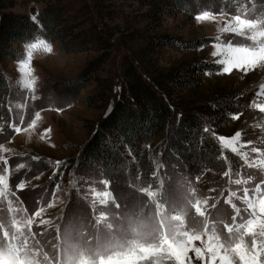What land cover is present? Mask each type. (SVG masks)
<instances>
[{"label": "rangeland", "instance_id": "374dc122", "mask_svg": "<svg viewBox=\"0 0 264 264\" xmlns=\"http://www.w3.org/2000/svg\"><path fill=\"white\" fill-rule=\"evenodd\" d=\"M86 1L92 4L90 0ZM100 1L98 9L113 16V19L106 20V23L109 29H116V35L111 39L114 46L109 52L108 61L101 66V70L94 73V77L79 92L64 90V85L86 71L91 62L105 57L102 51L62 53L57 41L47 40L53 46L51 54L43 50L33 53L31 67L34 70L33 75L38 78L34 91L22 87L20 83L22 77L17 70L19 62L27 59V44L13 46L21 55L18 60L7 59L0 62V72L7 85L0 97V156L8 159V171L0 174L8 177L10 193L20 181L25 182L24 189L16 192L15 197L10 195L9 198L15 203L16 197H19L29 214L47 203L54 205L51 208H44L42 218H54L61 213L68 217L84 214L91 218L92 197L89 193L85 199V193L89 185L102 188L103 185L97 183L102 179L111 181V191L120 197L119 202L122 206L131 205L138 195L135 189L129 186L130 182L126 181L125 175H110L103 168L100 158L94 159L85 170L79 166L76 168L75 165L82 158L84 146L95 133L101 118L122 91L124 92L129 80L127 75L132 69L156 91H161L157 94L166 105L173 107L177 114L185 112L188 116L198 117L202 110L206 115L210 111L209 103L221 97H227L234 101L233 103L239 101V107H243V112L239 113L238 119L228 114L224 118L226 121L223 130L220 129L218 133L215 129H210L211 135L221 149V154L223 153L222 157H229L234 163L238 160L240 163L243 162L242 157L224 148L219 139L232 138L237 131L242 132L243 140L255 141L252 145L241 148V152L247 151L251 157L257 155L251 152V148L264 149V112L259 111V106H264V95H257L264 86V68H257L246 75L239 70L226 74L222 71L223 65L216 62L224 53L213 55L218 52L216 44L223 46L229 40L233 43L242 40L232 33L220 32V28L231 17L219 13L221 9L235 12L236 7L232 0H183V12L172 13L156 12L154 8L142 6L135 0ZM247 6L254 7L256 12L264 11V0H253ZM43 7L42 2L14 0L12 11L31 20L35 16V22L39 23L37 18ZM205 11L216 15L211 19L198 21L196 16ZM217 36L221 37L220 41L216 40ZM161 38H173L176 43H187L189 49H180L165 42H158L160 43L158 45L148 40ZM196 63L208 64L206 72L210 74L185 71ZM175 70L180 72L176 75L177 82L173 78V80L170 78L169 82L167 78H160L174 73ZM171 83L188 85L182 90H177ZM37 112L40 115L38 120ZM33 120L35 126H30ZM13 126L21 130L16 132ZM158 140L149 145L153 156L155 155L153 149ZM119 156L133 160L127 148L122 149ZM56 161L61 162L59 169ZM20 163L25 167L17 168ZM4 167L3 161H0V169ZM158 169L159 178L163 179L166 187L181 177L189 178L195 183L197 176L201 179L196 186L209 196L217 195L215 192H208L209 188L219 190L221 187H244L228 185L227 177L222 178L224 170L200 169L191 164L188 176H177L160 165ZM241 171L258 172L257 169L248 168ZM74 172L78 175L77 185L73 182ZM258 179L259 175L248 187H252ZM143 182L145 181L135 180L133 183ZM234 202L242 208L245 207L240 201ZM221 203L223 204V199ZM223 207L229 217L234 214L229 205L224 204ZM38 230L34 226V231ZM193 243L199 244L198 241ZM193 264H200V261L194 260Z\"/></svg>", "mask_w": 264, "mask_h": 264}, {"label": "snow or ice", "instance_id": "6c2138e0", "mask_svg": "<svg viewBox=\"0 0 264 264\" xmlns=\"http://www.w3.org/2000/svg\"><path fill=\"white\" fill-rule=\"evenodd\" d=\"M252 2L232 0L236 11L221 9L219 13L231 17L220 32L242 38L235 43L229 40L226 45H215L218 52L213 55L224 53L216 61L223 65V73L239 70L246 75L264 68V11L249 8L247 5ZM214 15L205 11L196 19L204 21ZM216 40L220 41L221 37L217 36ZM26 47L27 59L19 62L17 70L22 77V87L34 91L38 78L31 67L33 53L43 50L51 54L53 46L46 38L36 36ZM257 95H264V86ZM259 111L264 112V106H259ZM233 118L238 119L239 114ZM36 119H40L38 112ZM30 126H35V120ZM20 130L15 127L16 132ZM204 131L208 132L209 128L205 127ZM219 139L224 148L243 161L234 163L224 157L228 168L222 178L227 177L228 185L244 187L209 188L208 192L217 193L209 196L196 186L200 176L195 178V183L181 177L166 187L158 171H153V182L135 184L130 181L129 186L138 195L131 205L122 206L120 197L111 191V181L102 179L97 182L102 188L89 185L85 193V199L89 193L92 197L91 218L84 214L68 217L63 213L54 218H42L44 208L53 207L52 203L29 214L19 197L15 203L9 198L23 190L25 182L20 181L10 193L8 177L0 174V264H193L194 260L200 264H217V261L219 264H264V149L251 148V152L257 154L251 157L249 152H241V148L255 143L243 140L241 131L232 138ZM0 161L5 166L0 173L7 172V157L0 156ZM55 163L59 169L61 162ZM16 167L22 169L25 165L20 163ZM244 168L258 172L244 173L241 171ZM258 175V181L248 187ZM140 179L138 175L136 180ZM234 201H240L245 207ZM224 204L234 213L230 217ZM34 226L39 230L34 231Z\"/></svg>", "mask_w": 264, "mask_h": 264}, {"label": "trees", "instance_id": "16d2710c", "mask_svg": "<svg viewBox=\"0 0 264 264\" xmlns=\"http://www.w3.org/2000/svg\"><path fill=\"white\" fill-rule=\"evenodd\" d=\"M31 1L44 3L43 11L37 18L39 23L13 12L14 0H0V62L18 60L21 55L13 46L28 44L38 34L46 40L57 41L62 53L102 51L105 57L91 62L86 71L64 85V90L79 92L108 61L109 52L114 46L111 39L116 35V29H109L106 20H112L113 16L98 9L100 0H90L92 4L86 0ZM135 1L159 13L183 12L184 8L183 0ZM148 40L158 45L165 42L180 49H189V44L176 43L173 38ZM185 71L203 73L208 71V64H192ZM174 73L160 78H167L169 82L170 78L176 79V75L180 74L179 70ZM127 78L124 92L99 121L95 133L84 146L82 158L75 163L76 168L79 166L85 170L94 159L100 158L103 168L110 175H125L126 181L132 183L138 175L140 182H153V171L160 174L158 165L177 176H188L191 164L200 169L226 171L228 164L210 129L219 133L220 129L223 130L226 115L242 113L243 107H239V101L233 103L227 97H221L209 103V115L202 110L198 117L188 116L185 112L177 114L158 95L161 91H156L134 69ZM187 85L171 83L177 90ZM6 87L0 72V97ZM205 127L209 128L208 132L204 131ZM156 139L159 140L154 146L153 156L149 145ZM124 148L129 150L132 161L119 158ZM77 177L74 172L72 178L75 185L78 183Z\"/></svg>", "mask_w": 264, "mask_h": 264}]
</instances>
